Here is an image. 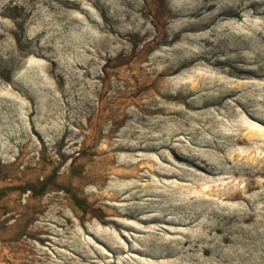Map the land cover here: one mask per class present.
<instances>
[{
    "label": "rangeland",
    "instance_id": "rangeland-1",
    "mask_svg": "<svg viewBox=\"0 0 264 264\" xmlns=\"http://www.w3.org/2000/svg\"><path fill=\"white\" fill-rule=\"evenodd\" d=\"M262 23L0 0V264H264Z\"/></svg>",
    "mask_w": 264,
    "mask_h": 264
},
{
    "label": "bare ground",
    "instance_id": "bare-ground-1",
    "mask_svg": "<svg viewBox=\"0 0 264 264\" xmlns=\"http://www.w3.org/2000/svg\"><path fill=\"white\" fill-rule=\"evenodd\" d=\"M38 1V0H37ZM230 11V10H229ZM247 17V16H246ZM261 23V22H260ZM262 24H264V23H262ZM259 25V24H258ZM223 26V25H222ZM227 26V25H226ZM216 30V29H215ZM225 44V43H224ZM90 45V44H89ZM250 65V64H249ZM174 73V72H173ZM234 73V72H233ZM262 79V78H261ZM240 140V139H239ZM190 159V158H189ZM179 160H180V158H179ZM178 160V161H179ZM184 160V159H183ZM187 160V159H186ZM194 161V160H193ZM186 163V162H185ZM188 164V163H187ZM202 166H205V165H202ZM221 173V172H220Z\"/></svg>",
    "mask_w": 264,
    "mask_h": 264
}]
</instances>
